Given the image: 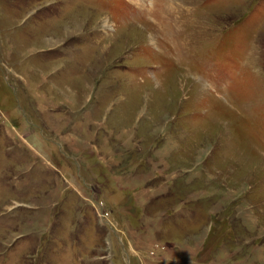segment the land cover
<instances>
[{"label":"rangeland","instance_id":"rangeland-1","mask_svg":"<svg viewBox=\"0 0 264 264\" xmlns=\"http://www.w3.org/2000/svg\"><path fill=\"white\" fill-rule=\"evenodd\" d=\"M0 264H264V0H0Z\"/></svg>","mask_w":264,"mask_h":264}]
</instances>
